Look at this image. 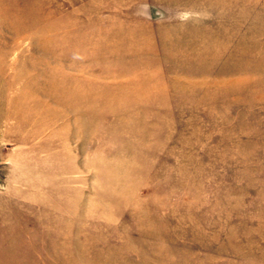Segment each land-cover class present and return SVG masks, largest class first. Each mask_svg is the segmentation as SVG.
Listing matches in <instances>:
<instances>
[{"label": "rangeland", "instance_id": "1", "mask_svg": "<svg viewBox=\"0 0 264 264\" xmlns=\"http://www.w3.org/2000/svg\"><path fill=\"white\" fill-rule=\"evenodd\" d=\"M0 264H264V0H0Z\"/></svg>", "mask_w": 264, "mask_h": 264}]
</instances>
